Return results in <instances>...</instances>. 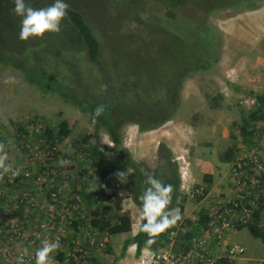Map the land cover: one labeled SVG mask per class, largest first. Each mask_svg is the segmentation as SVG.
Instances as JSON below:
<instances>
[{"label": "rangeland", "instance_id": "374dc122", "mask_svg": "<svg viewBox=\"0 0 264 264\" xmlns=\"http://www.w3.org/2000/svg\"><path fill=\"white\" fill-rule=\"evenodd\" d=\"M43 1L45 0H34L33 7H37ZM262 2L264 0H67L68 4L85 15L100 39L102 52L99 61L93 63L90 60L83 44L76 43L73 46L71 42L76 41V35L67 33V30L63 32V29L58 33L48 32L42 37H38L44 38V44L50 49L48 53L43 52L44 55L42 54L40 57H47L45 63H47L51 73L57 77L58 86L73 89L69 96L72 97L75 91L80 104L76 101V98L68 97L66 92L60 93V90L54 86L44 91V87L30 83L21 73L23 70L20 69L19 71L17 69V67H23L28 63L29 65L33 64V59L30 53L31 49L23 47L22 45H26V43L18 39L20 17L11 13L12 8L6 7L0 17V21H2L0 23V34L1 36L2 34H8L9 37L16 38L13 48L18 49V52H15V54L1 52L3 58L7 57L12 62L6 63L5 60H0V126H8L9 121L13 119L19 121L21 119L40 118L39 123L42 126L53 128L57 127L60 121L67 120L70 123L72 133L59 145V154L61 158L69 161L66 164V170L71 173V180L82 183L89 182L92 185L91 188L88 187L89 192L90 189L95 188L100 183V171L104 167L111 165L117 170L120 169V171H129L130 169L125 158L115 150L114 143L111 144L112 140L107 132L108 127L105 122L97 118L93 121L91 110L87 108L84 110L82 107L87 106L85 100L92 95L96 98L105 97L102 103L108 104L109 101L112 109L106 110L105 113L115 122L122 138V145L127 147L125 128L128 125L135 124L141 132L140 126L132 122L139 118L138 111L146 110V107L151 104L154 106L158 104L157 107H160L166 100L163 97L165 85L162 86V83L171 85V80L177 79V72L174 67L180 61L179 47L176 46L175 42L171 43L169 40V37L172 36L169 35V32L177 29V24H174V21L181 15L197 19L206 18L218 30L220 33L219 53L213 58V62L208 69L196 70L189 76L193 79H200L201 77L202 79H216L219 75L223 76L221 60L224 42L219 28L222 20L224 18L228 19L244 8H253ZM212 6L216 7H213L210 13H205V10H209ZM170 10L173 12L172 15L169 12ZM6 19L8 20L6 21ZM185 24L187 25V22ZM135 33L142 36L143 40L141 41L138 38L134 43L133 35ZM189 34L192 33L189 32ZM120 44L121 46H119ZM20 50L23 52L21 53ZM63 50L65 53L62 57L60 52ZM36 51L42 50L36 49ZM114 55L118 58L115 59ZM263 62L264 38L260 40L254 50H247L246 60L241 61V68L235 71L237 74L235 73L234 77L230 76V79L233 80L228 82L231 88L234 89L230 102L227 98V100L223 98L224 92L219 93L220 101H224L230 113V145L222 138H216L214 143L210 142L212 143L211 147L204 149L195 146L194 142H190L189 145L183 144L189 155L190 179H185V182H182L180 176L178 197L174 204L170 203L169 205L172 206L173 204V208L177 204L184 205L181 219L177 222L179 227L177 228L180 231L184 232L188 227L182 226V223H187L188 220L194 221L193 218L196 221L198 220L201 212L205 209L206 204L204 203L207 198L209 200L214 198V200H223L231 195V181L227 171H229L232 161H222L220 156L223 155L226 149L232 147L231 145L235 148L243 140L253 138L254 133L243 135L239 126L243 118L248 116V111L254 109L257 105V102L253 103L249 99L253 97L251 91L264 92V72L261 75L259 84L256 82L253 84L254 80L248 78L245 83L240 82L237 76L240 74L245 80L246 74L249 75L254 70L262 72ZM153 69L157 70L153 71ZM161 70H167L171 74H163ZM8 77H15V83H4V80ZM252 86L256 90H252ZM84 89L88 92L87 96L82 93ZM160 115H162V112L156 114L158 117ZM196 116V113H193L191 118ZM143 122L147 127L151 121L146 122L143 119ZM252 127L251 130L253 131ZM208 137L212 138L210 135ZM90 144L98 148L97 166L91 164L90 150L88 149ZM106 145L109 149L105 148ZM5 150L8 152L6 163L11 164L18 161L20 157L19 149ZM209 150L214 152L213 163L215 165H213V171L215 172V179L212 188L199 199L198 197L203 195V190L210 185L208 183L205 185L204 179L195 180V176L191 174L192 160L196 156L209 154ZM174 159L180 173V165L185 163L182 162L180 156L177 158L174 155ZM216 162L221 164L217 165ZM120 164L127 170H122L119 167ZM207 167L212 170L210 165L206 166V169H208ZM158 168L164 173V169H168V165L161 162ZM195 169L202 171L201 167ZM201 173L203 177L204 173ZM112 180L124 195L125 207L132 216V231L127 232V234L137 233L142 216L140 214L141 210L134 202L131 194L133 179H127V183H124L125 187H119L120 183H118L119 180L116 176H113ZM223 190L224 192H222ZM184 195H186V199H184ZM214 200H211L210 203H213ZM91 204L89 203V205ZM113 206L114 204L109 201L104 203L107 211H111ZM86 209L91 217L94 208L88 207ZM247 213L249 216L251 209ZM124 234L107 235V243L102 249V253L106 255L109 253L107 252L108 249H110L111 252L117 251L116 253L120 254L125 239L122 237ZM223 239L225 240L223 244L216 247L220 252L225 249L227 243H236L245 248L243 254L228 258L230 264H261L264 261V242L261 238L255 237L248 227L230 230ZM5 262V258L0 252V264H5ZM113 263L115 264V260H113Z\"/></svg>", "mask_w": 264, "mask_h": 264}, {"label": "built area", "instance_id": "2783aa9c", "mask_svg": "<svg viewBox=\"0 0 264 264\" xmlns=\"http://www.w3.org/2000/svg\"><path fill=\"white\" fill-rule=\"evenodd\" d=\"M249 99L256 102L254 96ZM41 127L33 121L26 124L29 134L17 147L18 161L11 163L21 169L20 175L0 177V252L9 264H16L20 254L24 264H34L35 249L48 238L61 244L53 264H94L92 253L106 246L105 239L89 228L91 217L86 212L83 183L72 181L66 164L60 163L66 159L60 157L59 139L50 142L36 134ZM252 128L253 138L234 148L230 166L232 195L206 208L207 224L190 246L174 250L171 241L157 251L146 247L138 256V264H224L223 258L244 253L245 248L236 243H227L222 252L216 247L223 244L230 230L248 223V205L255 204L264 193V121L254 122ZM9 130L0 126V143L11 140ZM188 168L180 165L182 182L190 179ZM172 234L176 236L177 231Z\"/></svg>", "mask_w": 264, "mask_h": 264}, {"label": "trees", "instance_id": "16d2710c", "mask_svg": "<svg viewBox=\"0 0 264 264\" xmlns=\"http://www.w3.org/2000/svg\"><path fill=\"white\" fill-rule=\"evenodd\" d=\"M28 2L31 6H33L34 0H28ZM51 2L52 0H45L40 5H37V7H45ZM6 7H14L12 0H0V17L4 13ZM213 7L216 6H212V8H210L209 10H205V13H210ZM169 12L171 15L173 14L171 10ZM11 13L14 14L13 12ZM179 18L174 21V24H177L176 31L169 32V35H172V38L169 37V40L171 41V43L175 42L176 46L179 47L180 61L178 65L174 67L177 72V79L171 80V85L162 83V86L165 85L163 97H165L166 100L160 107H157L158 104H155V106L151 104L146 107V110L138 111L139 118L132 122L138 124L142 130L155 128L176 116L181 106V91L184 85V81L194 71L199 69H208L210 64L213 62V58H215V56L219 53L220 33L214 27V25L209 22L208 19H197L192 17H185L182 15ZM7 20L8 19H6V21ZM185 22H187V25L185 24ZM0 23H2V21H0ZM61 29H63V32H66L67 30V33H74L76 35V41L71 42V44L73 46H75L76 43L83 44L87 50L90 60L93 63H98L102 52L101 42L97 34L93 30L91 24L88 22L85 15L81 11L69 4L67 16L61 22ZM189 32H191L192 34H189ZM138 38L141 41L143 40L142 36H138V34L135 33L133 35V42L135 43ZM15 39L16 38L12 36L9 37L8 34H2V36L0 34V60L3 59L6 61V63H10V61L12 62V60H8L7 57L3 58L1 52L5 51L10 54H15V52H18V49L13 48V43L16 42ZM23 43H26V45H22L23 47L31 49L30 53L32 54L33 64L29 65L28 63L23 67H17V69L19 71L20 69L23 70L21 73L25 76L27 81L32 84L44 87V91H46V89H50L51 86H54L55 88H58L60 90V93L66 92L68 97H70L69 94L73 89L63 87L61 85L58 86L56 81L57 77L51 73V71L47 67V63H45L47 57H40L42 54L44 55L43 52L48 53V50H50L44 44V38L33 37L28 39L27 41H24ZM119 46H121V44ZM36 49H41L42 51H36ZM20 52L22 53L23 51L20 50ZM64 53V50L60 52L62 57ZM114 58L116 59L118 57L114 55ZM49 60L51 59L49 58ZM154 70L157 69H153V71ZM161 71L166 75L171 74V72H168L167 70ZM86 91L87 90L85 89L82 91L84 96L88 95V92ZM251 94H253V96L255 97L257 105L254 109L248 111V116L243 118L242 123L239 126L240 132L243 135L253 133L251 127L253 126L254 122L264 121V92L257 93L251 91ZM70 98H76V101L80 104L75 91L74 95ZM104 98H96L95 96L91 95L89 96V99L85 100L87 106H81L84 108V110H86V108L91 110L92 113H94L97 105L103 104L105 106L104 112L99 117H97V119L103 120L105 122L108 127L107 132L115 145V150L118 151L123 156V158H125L126 163L129 165L130 170L128 171V179H133L131 194L134 202L139 206V209L141 210V202L138 197L142 194L144 188L147 187L145 183L146 176L143 174V170H147L154 173L155 176L162 182L173 185L171 203L174 204L179 193L180 173L171 148L165 143H160L159 145V157L161 158L162 162L168 165V169H164V173H162V171L158 167L153 168L146 162L134 160L129 155V149L122 145V138L115 125V122L105 113L106 110H110L112 108L109 105V101L108 104H105L104 102L102 103V101H104ZM161 112V117L156 116L157 113L160 114ZM143 119L146 122L151 121L149 122V126L146 127L144 125L145 122H143ZM28 121L39 123L40 118H34L33 120L21 119L19 121L18 119H13L12 121H9L10 123L8 124V126H4L5 128H11V130H9V133L11 132V140L6 139L5 141H3L5 149H17V147H20V144H22L23 140H26L27 135L29 134L28 129H26V124L28 123ZM12 131L14 133H12ZM38 131L39 132H36V134L39 135L40 133V136L44 137L45 140L51 142L52 138H58L60 144L72 133L70 123L65 119L60 121L57 127L52 128L49 126H43ZM9 141H11V143H9ZM105 148L109 149L107 145L105 146ZM88 149L90 150L91 164H93L92 166H97L98 148L95 145L90 144ZM234 150L235 149L233 147H229L228 149H226L223 155L220 156L222 161H232L235 157ZM122 166L123 165L121 164L119 165L122 170H127V168ZM118 171H120V169L117 170L111 165L104 167L100 171V183L96 185L95 188L90 189L89 192L88 187L91 188L92 185L89 182L82 184V193H84L85 195L86 203L87 201H89V203L95 205L91 213V225L89 228L91 231H95L96 233H98V237H102L103 235L105 237V244L107 243V235L113 236L116 234L132 231L133 220L130 211L125 207L124 195L119 191L118 186H116L114 181L112 180V177L115 176V173ZM68 173L71 176V173L69 171ZM203 179L205 183L211 185L213 183V174L205 173ZM118 183H120L119 187H125L124 183H121L120 181H118ZM207 191L208 188H205L203 190V195L199 196L198 198L201 199ZM184 199H186V195H184ZM106 201L114 204L113 208H111V211H107L104 207V203ZM173 204L172 206L174 207ZM172 206L169 207L173 208ZM248 206L251 209L249 221L246 224H239L237 228L241 229L243 227H248L255 237L261 238L264 242V193L255 200V204H249ZM176 207L180 208L181 213L184 211L183 204H177ZM207 221V213L201 212V215L197 221L188 220V224L182 223V226H188L186 231H180L178 229V225L176 224L157 236L155 238L156 242L151 246H147V248L157 251L160 248L168 247L170 242L174 241V250L187 249L191 244V240L195 236L199 235L203 226H206ZM142 223L143 218L140 225ZM75 231H78V228H76ZM175 231H177V234L176 236H173L172 232ZM70 237H74V233H71ZM146 239L147 234L141 231L139 226V230L137 233L130 235L124 239L120 255L123 256L127 248L132 244L137 245V252L140 253L142 248L146 247ZM107 252H111V250L108 249ZM222 261L224 262V264H230L227 258H223ZM5 264L9 263L5 262ZM261 264H264V261Z\"/></svg>", "mask_w": 264, "mask_h": 264}, {"label": "crops", "instance_id": "0c3cea01", "mask_svg": "<svg viewBox=\"0 0 264 264\" xmlns=\"http://www.w3.org/2000/svg\"><path fill=\"white\" fill-rule=\"evenodd\" d=\"M219 28L224 42L221 60V64L223 65V76L219 75L216 79H202V77L200 79L187 78L181 91L182 99L178 114L159 126L140 132L139 127L135 126V124L128 125L125 128L127 135L126 146L129 148L131 152L130 155L134 160L146 162L153 168L160 166L162 161L159 157L158 149L160 143H165L171 148L173 155L177 158L180 156L181 159L185 160V166L187 167L189 155L183 144L189 145L190 142H194L195 146L204 149L211 147L212 143L210 142L214 143L216 138H222L230 145V113L224 101H220L219 93L224 92L223 98H227L228 102H230L232 91L234 90L228 82L233 80L230 79V76L234 77L235 71L241 68V61L243 59L246 60L247 50H254L260 40L264 38V2L255 5L253 8H244L234 13L233 16L228 19L224 18ZM262 66H264V62ZM262 70V72L254 70L249 75L246 74L245 80L240 74L237 78H239L240 82L245 83L248 79H252L254 80L253 84H255V82L259 84L264 68ZM251 88L252 90H256L253 86ZM193 113L197 115L195 118H191ZM207 135L212 136V138H209ZM231 146L234 148L233 145ZM213 156L214 152L209 150V154L205 153L204 155L196 156L192 160L193 165L191 174L195 176V180H199V178L203 179L204 176L202 177L201 173L203 172L204 174H213L214 181L215 172L213 171V165H215V163H213ZM216 164L218 165L221 163L216 162ZM208 165L212 167V170L208 167V169H206ZM196 167H201L202 171L196 170ZM189 170L188 168V171ZM227 172L230 177V168ZM206 184L207 183H205V185ZM212 185L213 184L207 187L208 190L212 188ZM222 192H224V190ZM230 194L232 195V193ZM206 197H208V195H206ZM207 199L204 203L206 205L203 212L208 214L206 208L214 205L219 199ZM211 200H214V202L210 203ZM94 206V204L89 205V203H87L86 208H94ZM138 219H140V217H138ZM193 220L195 219L193 218ZM130 234L133 235L135 233ZM130 234L128 235L127 232H125L122 237L126 238L130 236ZM102 238L104 239L105 237L102 235ZM144 248H142V250ZM116 252L117 251L109 252L104 255L102 250L97 249V251L92 253V262L94 264H112L113 260H115V264H138L137 259L141 252H137L136 244L130 245L123 256ZM111 258L112 260H110Z\"/></svg>", "mask_w": 264, "mask_h": 264}, {"label": "clouds", "instance_id": "9594fccd", "mask_svg": "<svg viewBox=\"0 0 264 264\" xmlns=\"http://www.w3.org/2000/svg\"><path fill=\"white\" fill-rule=\"evenodd\" d=\"M14 7L12 12L20 17L19 39L27 41L33 37H42L48 32H60L61 22L67 16L69 4L67 0H52L45 7H33L28 0H12ZM4 83H15V77H8ZM103 104L97 105L92 114L93 121L104 112ZM113 142V141H112ZM11 143V141H9ZM8 152L5 150L3 143H0V177L9 175L15 178L21 173L19 167H13L6 163ZM62 165L68 164V160H61ZM146 176L142 194L138 197L140 200L141 216L143 223L140 230L147 234L145 246L153 245L155 238L165 232L170 227L177 224L181 219L180 208H170L172 199L173 185L166 184L158 179L154 173L143 170ZM116 178L121 183H127L128 171H118L115 173ZM61 247L59 240H49L44 238L40 246L35 249L34 264H53L56 250ZM16 264H24V256L17 255Z\"/></svg>", "mask_w": 264, "mask_h": 264}]
</instances>
